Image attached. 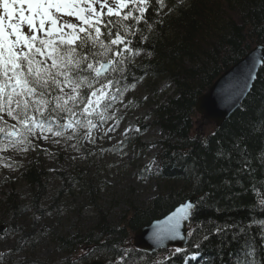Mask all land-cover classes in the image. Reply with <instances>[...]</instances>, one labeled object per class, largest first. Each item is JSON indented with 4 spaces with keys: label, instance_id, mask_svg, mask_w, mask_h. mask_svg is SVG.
<instances>
[{
    "label": "trees",
    "instance_id": "1",
    "mask_svg": "<svg viewBox=\"0 0 264 264\" xmlns=\"http://www.w3.org/2000/svg\"><path fill=\"white\" fill-rule=\"evenodd\" d=\"M165 4L173 10L165 9L166 14L153 30L144 32L149 39L136 45L144 57L139 62L133 59L128 65L126 83L132 85L141 77L167 78L168 87L174 89L165 102L151 108L148 125L164 135L154 177L166 186L147 206L130 205L117 226L100 214L96 236L88 233L58 237V250L70 256L83 247H91V260L114 264L117 255L126 250L129 256L125 264H152L173 249L141 252L132 246L131 234L192 195L196 196L195 201L202 196L204 200L189 222L190 227L197 229L195 237L187 239L185 249L189 254L195 251V240L209 234L216 224L247 225L253 217L264 220V209L254 207L258 196L253 192L255 188L264 198V67L259 68L258 79L240 106L219 128L201 122L194 108L196 99L221 73L254 46H264V0H186L182 7L175 0H165ZM153 19H157L155 14ZM139 129L138 135L145 130ZM58 174L60 189L68 191L66 175ZM20 176L31 190L36 209L47 174L35 159H30ZM87 187L93 193L92 187ZM4 198L14 216L18 196L10 192ZM200 224L203 230L197 227ZM257 230L258 226L253 225L252 235L259 244ZM27 235L24 230L21 232L18 245ZM243 247V238L233 240L231 232L211 235L191 264H235L238 257L244 259ZM12 264L32 262L22 259ZM56 264L74 262L67 258ZM173 264H179V258Z\"/></svg>",
    "mask_w": 264,
    "mask_h": 264
},
{
    "label": "snow or ice",
    "instance_id": "2",
    "mask_svg": "<svg viewBox=\"0 0 264 264\" xmlns=\"http://www.w3.org/2000/svg\"><path fill=\"white\" fill-rule=\"evenodd\" d=\"M165 9L173 10L165 0H0V151L47 152L41 141L79 151L81 140L95 143L94 129L108 121L118 125L115 105L128 90V65L141 52L136 45L149 39L144 32L153 30ZM262 67L264 55L254 56L242 73L237 98L253 86ZM109 131L115 128L109 125ZM253 192L258 196L254 207L264 209L262 194ZM203 200L181 202L156 240L183 238L182 224L189 229L186 235L195 237L197 229L187 222ZM197 227L203 230V224ZM228 232L233 240L243 238L244 259L235 264H264V220L254 217L247 225L216 224L195 240L191 254L176 247L152 264H173L177 258L179 264H191L211 235ZM128 256L125 250L114 264H125Z\"/></svg>",
    "mask_w": 264,
    "mask_h": 264
},
{
    "label": "rangeland",
    "instance_id": "3",
    "mask_svg": "<svg viewBox=\"0 0 264 264\" xmlns=\"http://www.w3.org/2000/svg\"><path fill=\"white\" fill-rule=\"evenodd\" d=\"M143 55L140 52L133 59L139 62ZM132 85L124 93L123 102L119 98L116 101L119 124L108 121L94 129L95 143L81 140L79 151L63 143L55 145L47 141H41L47 152L0 151V224L3 225L0 264L22 259L32 264H56L67 258L74 264L94 261L91 247H83L70 256L58 250L57 238L88 233L96 236L100 214H105L106 220L117 226L130 205L145 207L165 188V183L154 177L156 156L164 135L157 127L148 125L152 119L151 108L165 102L174 94V89L168 87L167 78L143 77ZM109 125L115 131H109ZM141 127L145 130L138 135L136 129ZM30 159H35L47 174L36 209L31 202V190L20 176ZM149 165L151 171L146 170ZM58 173L66 175L68 191L60 189L62 182ZM87 185L93 193H89ZM10 192L18 196L14 216L4 204V196ZM23 230L28 235L18 245ZM85 256L86 259H81Z\"/></svg>",
    "mask_w": 264,
    "mask_h": 264
},
{
    "label": "water",
    "instance_id": "4",
    "mask_svg": "<svg viewBox=\"0 0 264 264\" xmlns=\"http://www.w3.org/2000/svg\"><path fill=\"white\" fill-rule=\"evenodd\" d=\"M264 55V46L256 45L251 48L242 58L221 73L210 85L205 93L200 95L195 102V112L201 122H209L214 127L219 128L223 122L240 106L250 89L243 96L238 97L242 84V73L254 56ZM259 70V69H258ZM187 200H196L192 195ZM180 204L160 218L154 219L146 225L135 230L130 237L132 246L145 253H152L157 250H170L176 247L185 249L189 230L182 224L181 234L183 238L164 239L157 241L156 233L165 229L167 225L166 217ZM189 225V222H187ZM3 225L0 224V231ZM85 264H103L102 261H91Z\"/></svg>",
    "mask_w": 264,
    "mask_h": 264
},
{
    "label": "bare ground",
    "instance_id": "5",
    "mask_svg": "<svg viewBox=\"0 0 264 264\" xmlns=\"http://www.w3.org/2000/svg\"><path fill=\"white\" fill-rule=\"evenodd\" d=\"M126 129H127V127H126Z\"/></svg>",
    "mask_w": 264,
    "mask_h": 264
}]
</instances>
